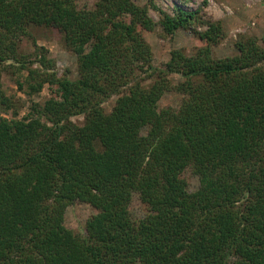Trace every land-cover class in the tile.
Instances as JSON below:
<instances>
[{
	"label": "trees",
	"instance_id": "16d2710c",
	"mask_svg": "<svg viewBox=\"0 0 264 264\" xmlns=\"http://www.w3.org/2000/svg\"><path fill=\"white\" fill-rule=\"evenodd\" d=\"M80 1L0 0V264H264V47L239 40L238 55L218 59L222 23L199 9L156 23L133 0ZM32 26L63 35L77 79L44 47L21 54ZM157 26L204 44L158 67L144 36ZM10 65L27 73L28 97L46 85L56 97L19 118L2 91ZM169 92L182 104L160 109ZM78 202L97 211L84 234L65 226Z\"/></svg>",
	"mask_w": 264,
	"mask_h": 264
},
{
	"label": "rangeland",
	"instance_id": "374dc122",
	"mask_svg": "<svg viewBox=\"0 0 264 264\" xmlns=\"http://www.w3.org/2000/svg\"><path fill=\"white\" fill-rule=\"evenodd\" d=\"M134 3L148 9L149 16L158 23L163 14L175 15L179 8L184 11L201 10V15L206 20L220 21L223 26L224 36L219 44L214 47V56L218 59L233 57L239 54L236 44L239 40L256 38L264 47V0H133ZM80 4H91V0H81ZM207 25H199L196 31L205 32ZM29 35L22 37L20 52L30 58L37 47H44L49 51V57L56 63V71L62 76L66 71L72 79L78 77V58L74 52L67 49L63 35L58 31L45 27L28 28ZM144 36L150 44L153 52L154 64L163 67L170 59L173 50L181 49L188 55L194 54L203 46L201 38L193 30L180 29L172 35L164 33L160 26L154 31H144ZM24 56V57H25ZM25 57V58H26ZM17 66V65H15ZM36 66V65H35ZM18 67L8 66L2 74V91L11 98H15L21 105L19 118L25 116L33 103L43 105L46 100L56 97V86L46 85L40 94L28 97L19 89L17 81H22L27 74L19 73ZM171 82L175 85L181 81L179 75H172ZM147 81L145 84H148ZM184 95L177 92H169L159 102L160 109H177L183 102ZM116 98H112L105 104V110L109 113L115 105ZM14 114L12 108L9 112H3V116L11 118ZM84 117H74V122H83ZM199 188L198 177L190 179V191L195 192ZM132 214L136 218L144 216L138 196H135L130 206ZM97 211L86 203H76L70 206L65 215V226L74 232L85 233L87 220Z\"/></svg>",
	"mask_w": 264,
	"mask_h": 264
}]
</instances>
